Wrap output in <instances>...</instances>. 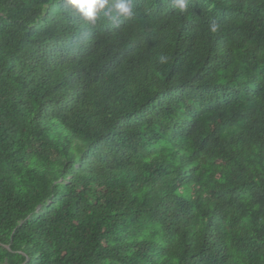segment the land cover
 Instances as JSON below:
<instances>
[{
  "label": "trees",
  "instance_id": "1",
  "mask_svg": "<svg viewBox=\"0 0 264 264\" xmlns=\"http://www.w3.org/2000/svg\"><path fill=\"white\" fill-rule=\"evenodd\" d=\"M132 3L0 0V264H264V0Z\"/></svg>",
  "mask_w": 264,
  "mask_h": 264
},
{
  "label": "clouds",
  "instance_id": "2",
  "mask_svg": "<svg viewBox=\"0 0 264 264\" xmlns=\"http://www.w3.org/2000/svg\"><path fill=\"white\" fill-rule=\"evenodd\" d=\"M66 3L74 10L84 21L95 24L98 16L103 13L105 17L113 18L112 14L115 12V17L130 18L134 15L132 0H66ZM174 7L178 8L180 12L186 11L188 4L187 0H173ZM218 25L212 23L210 30L217 31ZM167 57L161 55L159 57L160 63H165Z\"/></svg>",
  "mask_w": 264,
  "mask_h": 264
}]
</instances>
